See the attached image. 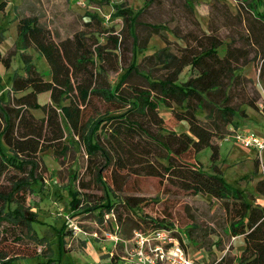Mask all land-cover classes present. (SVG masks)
<instances>
[{"label": "rangeland", "instance_id": "374dc122", "mask_svg": "<svg viewBox=\"0 0 264 264\" xmlns=\"http://www.w3.org/2000/svg\"><path fill=\"white\" fill-rule=\"evenodd\" d=\"M4 1L6 5L0 10L3 32L0 52L9 57V66L0 62V99L11 97V94L8 96L11 77L15 72L23 71V51L30 53L37 69L46 79L49 77V66L44 57L32 47L23 50L21 46L17 34V17L20 16H36L56 41L72 37L81 30L91 36L95 30L105 28L108 31H101L98 36L104 44L108 43L109 34L119 35L122 29L126 37L122 38L118 49L114 50L111 45L108 47V59L104 62L112 85L132 58V38L125 31L124 22L120 17H111L116 7L141 11L137 20L143 25L165 27L163 32L172 51L186 44L193 45L190 34L202 36L205 33L214 34L225 43L233 41L235 45L250 48L241 40L246 37L247 22L245 15L244 24L235 15L238 9L244 14L246 11L238 0ZM90 14L102 18L99 27ZM136 31L139 39L150 34L145 49L137 53L138 62L166 45L158 32L153 33L152 29L137 26ZM112 65L116 69L108 70ZM259 66L258 59L241 68V73L252 82L248 91L255 96L259 109L245 105L247 117L241 118L238 126L241 125V131L247 129L264 139V91L259 81ZM160 73V70L154 71L155 76ZM188 75L190 70L187 66L180 77L185 79ZM133 85L146 84L138 76H132L118 92L132 100L137 97ZM37 98L39 107L34 112L40 117L43 115L40 106L50 103L49 91L40 92ZM239 102L237 99L235 104ZM127 107V104L120 107L118 102L108 103L93 98L84 108L76 128H72L71 132L65 131L66 138L62 142H65L66 148L61 154L54 148L46 147L33 156L32 165H27L23 171L13 164L0 169V193L3 195L0 199L1 261L10 259L17 264H47L50 258L53 264H98L99 258L106 263L108 252L121 254L120 246L113 248L114 241L110 236L123 239L120 231L125 230L128 217L146 227L148 224L137 218L141 217L175 226L188 255L198 264H217L222 259L236 264L243 250V240L228 232L229 217L219 201L207 195L192 194L165 177L134 173L135 166L117 169L105 164L100 153L89 151L87 143L89 140L93 142L95 137L92 122L99 117L118 114ZM159 111L166 129L177 133L187 130L186 123L172 118L168 108L161 105ZM236 132L237 129L230 128L227 138L215 139L219 145V156L215 162L210 160L209 147L193 153L194 161L208 173L213 170L212 164H216L227 183L242 189L245 198L252 204L264 207V196L256 189L257 182L264 180V149L258 151L242 146L232 136ZM99 173L108 185L110 198L115 204L110 212L100 208L106 203L107 196ZM22 177L25 180L17 185V180ZM21 186L23 191L16 193ZM129 198H141L145 203L135 208L134 212L128 211ZM74 203L76 210L71 209ZM28 211L34 214V220ZM118 215L122 225H119ZM28 219L33 221L29 223ZM186 233L190 234V238Z\"/></svg>", "mask_w": 264, "mask_h": 264}, {"label": "trees", "instance_id": "16d2710c", "mask_svg": "<svg viewBox=\"0 0 264 264\" xmlns=\"http://www.w3.org/2000/svg\"><path fill=\"white\" fill-rule=\"evenodd\" d=\"M238 1L246 11L244 14L237 8L235 15L241 24L244 20L247 22L246 37L241 40L249 49L205 33L202 36L190 34L193 45L186 44L172 51L163 32L165 27L143 25L137 20L141 11L116 7L111 17H120L124 22L125 31L132 38V58L114 85L108 80L104 62L108 59V47L118 49L122 38L126 37L122 29L119 35L109 34L108 43L104 44L98 36L101 31H108L105 28L95 30L91 36L81 30L72 37L56 41L36 16L17 17V34L23 50L32 47L37 51L46 60L50 72L46 79L32 62L31 54L23 51V71L11 77L8 89L11 97L0 99V169L13 164L23 171L27 165H32L33 156L46 147L61 154L66 148L62 142L66 138L65 131L76 128L84 108L93 98L118 102L120 107L127 104L122 112L92 122L95 137L93 142L87 143L89 151L100 153L105 164L117 169L135 166L134 173L165 177L192 194L216 199L229 217L228 232L243 240V250L236 264H264V207L252 204L242 189L227 183L216 164H212L213 170L208 173L192 155L209 147L210 160L215 162L219 156L215 139L225 138L230 127L236 129L241 118L247 116L245 105L259 109L255 96L248 91L252 82L241 73V68L259 59V81L264 91V0ZM5 5V1L0 0V10ZM90 16L99 27L102 18L96 14ZM137 26L158 32L166 43L141 62L137 61V53L145 49L150 34L139 39ZM2 41L0 28V43ZM0 62L9 66V57L0 52ZM187 66L190 75L182 79L180 75ZM115 69L112 65L108 70ZM158 70L161 73L155 76L154 71ZM132 76H138L146 85H133L137 97L128 100L118 91ZM42 91H49L50 103L40 106L43 115L38 117L34 110L39 107L37 97ZM237 99L240 102L235 104ZM161 105L169 109L176 121H184L187 130L177 133L166 129L159 111ZM24 178H19L17 185ZM99 178L107 196L100 208L110 212L115 204L100 173ZM23 186L16 193L23 191ZM256 189L264 196L263 179L257 182ZM2 196L0 193V199ZM143 202L141 198H129L126 209L134 212ZM72 206L71 209L76 210L77 205ZM29 214L34 220V214ZM137 218L148 225L141 227L136 219L128 217L125 230L120 231L123 239H129L135 231L175 227L152 218ZM117 219L122 225L120 215ZM186 236L190 238V234ZM0 264L17 263L10 259L1 261L0 255ZM47 264H53L50 258ZM217 264L233 263L222 259Z\"/></svg>", "mask_w": 264, "mask_h": 264}, {"label": "built area", "instance_id": "2783aa9c", "mask_svg": "<svg viewBox=\"0 0 264 264\" xmlns=\"http://www.w3.org/2000/svg\"><path fill=\"white\" fill-rule=\"evenodd\" d=\"M232 136L244 147L258 151L264 149V139L253 133L237 131ZM110 238L123 247V256L129 264H198L188 255L183 238L175 227L135 231L129 239Z\"/></svg>", "mask_w": 264, "mask_h": 264}, {"label": "crops", "instance_id": "0c3cea01", "mask_svg": "<svg viewBox=\"0 0 264 264\" xmlns=\"http://www.w3.org/2000/svg\"><path fill=\"white\" fill-rule=\"evenodd\" d=\"M247 117V116H246ZM182 123L184 122V121H181ZM186 126H187V124H186ZM185 126V127H186ZM241 125H239V126H237L236 127V129H237V131H239V132H249V131H247V129H244V130H246V131H241V127H240ZM118 246H120V248H119V250H120V253L121 254H117L116 252H115V254L113 253V251H110V252H108L107 254H109V256H108V260H106V263H102L100 260H99V258L97 259L98 260V264H129L128 263V261H126L125 260V258H124V252H123V247L121 246V245H119V244H116L115 242H114V246H113V248L114 249H117L118 248ZM112 256H114V258L112 259Z\"/></svg>", "mask_w": 264, "mask_h": 264}]
</instances>
